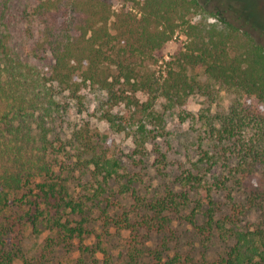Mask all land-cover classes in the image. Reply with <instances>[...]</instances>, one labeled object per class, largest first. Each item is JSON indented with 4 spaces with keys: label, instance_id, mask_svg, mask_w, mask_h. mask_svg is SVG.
<instances>
[{
    "label": "trees",
    "instance_id": "trees-1",
    "mask_svg": "<svg viewBox=\"0 0 264 264\" xmlns=\"http://www.w3.org/2000/svg\"><path fill=\"white\" fill-rule=\"evenodd\" d=\"M124 1L130 7L116 10L112 0H0V264H13L16 245L5 241H12L9 236L17 238L25 222L36 230L45 212L42 206L55 207L56 213L70 208L81 215L72 226L60 215L54 220L64 240L78 241L80 257L72 264H112L99 243L84 244L89 234L84 202L67 198L68 177L60 178L61 171L57 173L51 161L54 141L61 138L55 121L63 110L55 96L73 97L81 104L77 92L85 82L104 91L107 100L124 98L126 89L143 92L145 103L133 104L144 109L158 97L168 107H178L192 94L212 96V84L238 94L226 110L207 118L210 147L202 150L203 166L193 165L198 172H189L186 180L198 185L209 182L205 196L196 202L207 219V226L198 229L210 236L230 229L234 242L227 258L214 264H264V223L250 232L237 229L241 218L251 213L264 217V46L231 21H210L209 12L193 20L197 0ZM177 31L184 42L163 59L162 73L148 71L146 63L159 62L162 49ZM109 115V123L120 129L133 120L131 113ZM138 130L140 135L150 134L144 123ZM65 142L74 149V165L80 171L85 170L83 163L92 164L100 175V190L86 198L98 206L105 228L138 230L126 214L110 215L106 204L100 205L103 186L118 180L117 163L98 153L87 129L73 130ZM37 177L41 179L35 182ZM232 184L243 190L242 200L229 191ZM224 191L229 213L215 221L219 209L213 192ZM104 199L109 202V196ZM171 204L176 202L171 199ZM156 219L165 231L167 216ZM140 224L145 228L150 221L143 219ZM226 224L231 227L224 229ZM167 242L154 249L137 248L139 243H134L127 264H140L146 255L153 264H188L189 258L182 259L179 252L167 253ZM96 252L104 256L102 261ZM23 264L42 263L24 260Z\"/></svg>",
    "mask_w": 264,
    "mask_h": 264
},
{
    "label": "rangeland",
    "instance_id": "rangeland-1",
    "mask_svg": "<svg viewBox=\"0 0 264 264\" xmlns=\"http://www.w3.org/2000/svg\"><path fill=\"white\" fill-rule=\"evenodd\" d=\"M197 2L198 7L193 14V20L209 12L212 14L209 17L210 21L221 19L231 21L264 46V0H197ZM112 4L116 10L122 5L126 8L131 5L124 0H112ZM183 42L182 33L175 32L162 49L163 57L159 62L149 61L145 68L154 71L156 75L162 73L163 59H169ZM212 87L214 89L212 96L192 94L183 106L168 107L165 99L158 97L148 109L133 104L134 101H138L139 105L145 103L147 95L143 92L133 94L126 89L122 95L124 98H118L116 101L107 100L106 93L89 82L82 83L77 92L81 97V104L73 97L65 99L60 98V94L55 96L63 110L55 121L56 130L61 138L54 141L56 148L51 158L53 168L57 173L61 171L60 178L68 177V181L64 183L67 187V198L84 202L88 219L84 227L89 232L85 235L84 244L93 247L99 243L107 252L112 264H127L130 249L136 242L139 243L137 248L154 249L163 240L168 241L167 253L173 255L179 252L182 259L189 258L188 264H214L221 258H227L226 253L234 242L229 234L230 229L225 233L216 232L210 236L197 227L207 226V219L202 215L200 208H196V202L205 196V188L209 186V182L198 185L186 180L189 172H198L193 165L203 166V163L199 162L202 150L210 147L208 126L205 123L207 118L215 115L218 110H226L238 96L235 92L218 88L217 85L212 84ZM126 94L131 97L125 98ZM108 113L115 118L131 113L133 120L120 129L116 124L109 123ZM140 122L145 124L148 131L150 130L148 137L140 135L138 130ZM59 126L62 128H58ZM78 128L87 129L92 135L98 153H103L110 163L115 161L119 167L120 175L116 176L118 180L103 186L104 193L98 196L99 200H102L100 205L106 204L110 215L126 214L131 223L138 225V230L117 229L114 225L105 228L99 217L98 206L86 198L91 196L95 189L100 190L97 184L100 175L94 173L92 164L83 163V166L86 165L84 171L77 168L79 165H74L76 159L74 149L65 141L73 130ZM40 179L37 177L34 181ZM229 189L238 200L244 198L242 189L235 188L233 184ZM33 193H36V189ZM182 194L186 195V206L182 204L184 202ZM225 195L227 191L213 192V199L219 209L215 214V221L229 213L226 210L228 199ZM106 196H109V202L105 201ZM171 199L176 202L175 206L171 204ZM41 209L45 212L39 217L36 230L30 222H25L23 228L16 231L17 238L11 239L9 236L12 241H5L8 246L16 245L13 264H23L24 260L40 261L42 264L74 263L80 257L77 250L78 241L75 238L64 240V233L58 230L54 220L60 215L61 221L69 220L72 226L80 221L81 215L71 212L70 208L60 209L58 213L55 207L45 209L42 206ZM164 215L167 216L169 224L165 231H161L160 220L156 217ZM143 219L149 220L150 225L140 228ZM262 223L263 216L251 213L241 218L237 223V229L250 232L257 224ZM228 226L231 227L230 224H226L224 229ZM15 229L17 230L18 226ZM95 256L101 261L104 257L100 252H96ZM153 262L151 256L140 258V264Z\"/></svg>",
    "mask_w": 264,
    "mask_h": 264
}]
</instances>
